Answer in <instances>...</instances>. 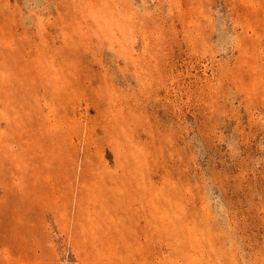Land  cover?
Instances as JSON below:
<instances>
[{
  "label": "rangeland",
  "instance_id": "rangeland-1",
  "mask_svg": "<svg viewBox=\"0 0 264 264\" xmlns=\"http://www.w3.org/2000/svg\"><path fill=\"white\" fill-rule=\"evenodd\" d=\"M0 264H264V0H0Z\"/></svg>",
  "mask_w": 264,
  "mask_h": 264
}]
</instances>
